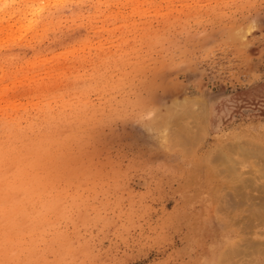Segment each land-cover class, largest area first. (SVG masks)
<instances>
[{"label": "rangeland", "instance_id": "obj_1", "mask_svg": "<svg viewBox=\"0 0 264 264\" xmlns=\"http://www.w3.org/2000/svg\"><path fill=\"white\" fill-rule=\"evenodd\" d=\"M262 199L264 0H0V264H264Z\"/></svg>", "mask_w": 264, "mask_h": 264}, {"label": "bare ground", "instance_id": "obj_2", "mask_svg": "<svg viewBox=\"0 0 264 264\" xmlns=\"http://www.w3.org/2000/svg\"><path fill=\"white\" fill-rule=\"evenodd\" d=\"M4 1V0H3ZM9 2V1H8ZM7 4V3H6ZM28 8H30V7H28ZM188 111V110H187ZM169 119V118H168ZM178 120V119H177ZM180 120V119H179ZM171 122V121H170ZM181 126V125H180ZM182 127V126H181ZM185 127V126H184ZM186 128V127H185ZM184 129V128H183ZM179 130H180V128H179ZM177 131V130H176ZM180 132H182V131H180ZM170 134H173V133H170ZM176 134V133H175ZM174 136V135H173ZM175 137V136H174ZM176 141V140H175ZM20 175V174H19ZM262 202H264V199H262ZM260 216V215H259ZM227 227V226H226ZM247 232H248V230H247ZM224 253V252H223ZM226 257V256H225ZM220 259H222V258H220ZM226 259V258H225ZM229 264H231V263H229Z\"/></svg>", "mask_w": 264, "mask_h": 264}]
</instances>
